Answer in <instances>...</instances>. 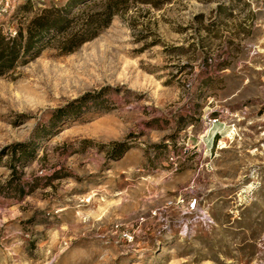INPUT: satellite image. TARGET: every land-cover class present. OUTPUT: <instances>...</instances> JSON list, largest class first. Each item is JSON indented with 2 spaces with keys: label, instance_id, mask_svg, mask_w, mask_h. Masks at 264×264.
<instances>
[{
  "label": "rangeland",
  "instance_id": "rangeland-1",
  "mask_svg": "<svg viewBox=\"0 0 264 264\" xmlns=\"http://www.w3.org/2000/svg\"><path fill=\"white\" fill-rule=\"evenodd\" d=\"M68 1L22 5L0 32ZM251 2L127 0L74 52L60 44L77 25L0 77V264H264V1ZM113 143L129 147L118 160Z\"/></svg>",
  "mask_w": 264,
  "mask_h": 264
},
{
  "label": "trees",
  "instance_id": "trees-1",
  "mask_svg": "<svg viewBox=\"0 0 264 264\" xmlns=\"http://www.w3.org/2000/svg\"><path fill=\"white\" fill-rule=\"evenodd\" d=\"M89 1L91 0H69L63 7H51L42 10L28 22L23 31L19 30L14 37L4 36L0 32V77L15 70L25 55L38 54L48 45L49 40L54 35H63L69 29H75L77 25L73 32L66 34L60 44L63 53L74 52L84 43L94 39L101 30L107 28L112 18L125 7L127 2V0H106L101 11L83 16L78 24L76 21L77 15L71 16V11L73 8ZM246 6H248V3ZM86 99L87 96H83L72 104L53 111L47 125L40 130L43 133L42 138H45V134L56 125L72 119L78 113L81 103ZM39 135L36 138H39ZM107 149L109 157L118 160L128 151L129 147L125 143H113L108 145ZM33 156L32 143L12 146L10 151L11 165L9 167L11 174H16L15 164L33 158ZM12 184V181L8 184L11 190L22 193L23 186L15 183L12 187ZM26 185L31 189L30 184Z\"/></svg>",
  "mask_w": 264,
  "mask_h": 264
},
{
  "label": "built area",
  "instance_id": "built-area-1",
  "mask_svg": "<svg viewBox=\"0 0 264 264\" xmlns=\"http://www.w3.org/2000/svg\"><path fill=\"white\" fill-rule=\"evenodd\" d=\"M57 1L58 0H0V19L11 16L14 13V11L22 5L41 7L45 4L54 3ZM259 1H264V0H259ZM246 2L250 3L251 0H246ZM251 3L253 4V2ZM217 122L218 121L215 119L213 120L209 119L207 125L214 126ZM193 206L194 204H191V208H193Z\"/></svg>",
  "mask_w": 264,
  "mask_h": 264
}]
</instances>
